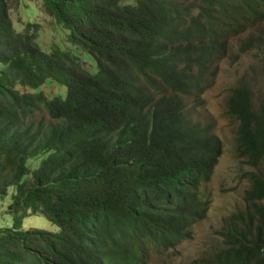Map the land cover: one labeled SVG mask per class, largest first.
Segmentation results:
<instances>
[{
  "label": "trees",
  "instance_id": "obj_1",
  "mask_svg": "<svg viewBox=\"0 0 264 264\" xmlns=\"http://www.w3.org/2000/svg\"><path fill=\"white\" fill-rule=\"evenodd\" d=\"M23 1L50 17L48 43L37 21L15 28ZM247 29L238 53L264 44V0H0V200L12 189L0 264H149L191 240L210 203L199 186L222 145L185 109L201 105ZM257 61L264 75V52ZM256 75L252 67L225 101L238 153L254 167L244 205L197 264H264ZM35 214L56 230L23 228Z\"/></svg>",
  "mask_w": 264,
  "mask_h": 264
},
{
  "label": "rangeland",
  "instance_id": "obj_2",
  "mask_svg": "<svg viewBox=\"0 0 264 264\" xmlns=\"http://www.w3.org/2000/svg\"><path fill=\"white\" fill-rule=\"evenodd\" d=\"M25 6V1H23L20 7L11 11L15 28L20 30L26 22L37 21L42 24L40 37L44 43H48L54 34V30L50 27L52 26L50 17L43 12L32 14ZM250 34L251 31L247 29L241 36L245 38ZM61 39L59 35L58 40ZM237 41L238 38L233 39L232 43L236 45ZM236 49V46L232 47L229 56L218 64L216 80L213 86L202 95L201 105L185 110L190 112L194 118L210 123L222 144V154L211 177L200 188L202 195L210 201L207 215L191 226V240L183 241L162 254L153 256L149 264H156L158 260L164 264H197L194 259L211 249V239L215 230L221 226L222 219L236 213L244 205V190L248 186L244 172L250 167L237 153L236 122L225 114V101L229 95V88L238 80L246 78V74H252V67L257 68V59L264 52V44L251 52L238 56ZM91 69L93 70L94 67ZM256 79L255 85L252 82L254 88L263 87L262 76L258 74ZM256 96H258L257 92ZM11 192L12 189L3 201L0 200V227L10 226L12 223L11 216L6 210ZM22 225L23 228L56 230L55 225L51 224L42 214L25 217Z\"/></svg>",
  "mask_w": 264,
  "mask_h": 264
},
{
  "label": "clouds",
  "instance_id": "obj_3",
  "mask_svg": "<svg viewBox=\"0 0 264 264\" xmlns=\"http://www.w3.org/2000/svg\"><path fill=\"white\" fill-rule=\"evenodd\" d=\"M236 38H238V41H237V43L239 42V40L240 39H242L243 37L240 35V36H236L235 38H233V39H236ZM232 39V40H233ZM232 40H231V48L232 47H235L236 46V48H237V44L236 45H234L233 43H232ZM236 51H237V49H236ZM251 51H253V50H251ZM251 51H249V52H251ZM246 53H248V52H246ZM240 54H244V53H238L237 52V56L238 55H240ZM227 56H229V55H227ZM226 56V57H227ZM226 57H224V58H226ZM223 58V59H224ZM223 59H221V60H223ZM258 60V59H257ZM221 62V61H220ZM219 62V63H220ZM258 66H259V63H258ZM257 66V68H256V70H257V75L258 74H260L261 76H262V79H263V81H264V75L261 73V71H260V68ZM259 70V71H258ZM217 74H218V65H217ZM216 77H217V75H216ZM215 80H216V78H215ZM215 82V81H214ZM214 84V83H213ZM213 84L209 87V88H211L212 86H213ZM232 87V86H231ZM208 88V89H209ZM207 89V90H208ZM254 90H255V99H256V104H258L259 102H260V99H261V97H262V95H263V93H264V86L263 87H261V88H259V91H258V88H254ZM205 92V91H204ZM204 92H203V94H204ZM256 92L258 93V96H256ZM202 94V95H203ZM202 95H201V97H202ZM201 97H200V100H201ZM189 104H191V102H189ZM189 108V107H188ZM187 109V108H186ZM185 109V110H186ZM236 126H237V123H236ZM218 136V135H217ZM219 137V136H218ZM221 141V140H220ZM236 142H237V140H236ZM222 145V144H221ZM237 153H238V149H237ZM221 154H222V146H221ZM221 154L219 155V157L221 156ZM238 155H239V153H238ZM240 156V155H239ZM219 157H218V159H219ZM240 157H242V156H240ZM243 159H244V161H245V158L244 157H242ZM218 159H217V162H218ZM217 162H216V164H217ZM246 162V161H245ZM247 163V162H246ZM215 164V165H216ZM248 164V163H247ZM215 165H214V167H215ZM249 165V164H248ZM214 167H213V169H214ZM249 167H250V169H248V170H246V171H249V170H252V169H254V167H252L251 165H249ZM213 169H212V172H213ZM245 171V172H246ZM212 172H211V174H212ZM245 172H244V175H245ZM210 177H211V175H210ZM209 177V178H210ZM209 178L207 179V180H205V181H203L202 183H201V185L204 183V182H206V181H208L209 180ZM201 185L199 186V196H200V198H202V197H205V198H207L206 196H203L202 195V193H201V190H200V188H201ZM249 185V184H248ZM247 188V187H246ZM246 188H245V190H246ZM244 190V191H245ZM244 200V199H243ZM210 202V201H209ZM209 207H210V203H209ZM209 210V209H208Z\"/></svg>",
  "mask_w": 264,
  "mask_h": 264
}]
</instances>
